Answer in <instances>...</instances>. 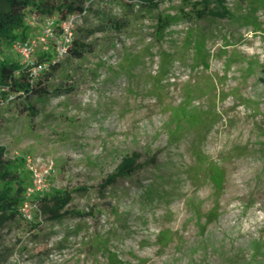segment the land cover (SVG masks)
<instances>
[{"label":"rangeland","instance_id":"1","mask_svg":"<svg viewBox=\"0 0 264 264\" xmlns=\"http://www.w3.org/2000/svg\"><path fill=\"white\" fill-rule=\"evenodd\" d=\"M84 1L74 35L95 31L90 51L0 109L13 186L30 187L28 157L53 167L4 213L0 264H264V0H225L224 19L197 17L201 0ZM33 10L29 37L61 19ZM2 60L21 56L4 41ZM134 154L135 174L104 188Z\"/></svg>","mask_w":264,"mask_h":264},{"label":"trees","instance_id":"2","mask_svg":"<svg viewBox=\"0 0 264 264\" xmlns=\"http://www.w3.org/2000/svg\"><path fill=\"white\" fill-rule=\"evenodd\" d=\"M149 7H157L155 0H140ZM190 2L191 0H187ZM194 12L197 17L203 19L207 17L224 19L231 15L226 6L225 0H201L193 4ZM35 9L36 12L33 10ZM33 10L34 13L52 15L54 12L61 14V19H65L71 15H82L86 13L84 0H73L66 3L65 6L49 5L47 2L37 0H0V43L8 42L11 47L17 42H26L30 37L27 35L26 19L28 11ZM108 26L112 29L122 30L125 26L121 21L110 19ZM95 31L78 28L75 32L71 46L66 56L74 59H82L85 54L90 51L91 45L87 40ZM54 51V50H52ZM52 53L42 54L39 62L52 60ZM57 67V62L51 64L50 69L42 73L38 77H34L30 67L26 66L22 61H0V84L8 88V93L16 96V99L23 98L29 102L33 97L44 96L48 91V85L44 84L53 73L52 70ZM27 110L34 112V109L28 105ZM5 148L0 146V224L8 220L4 216L8 207H17L24 202L23 193L27 188L13 186L11 173L5 162ZM138 169V157L133 155L126 157L117 167L115 173L111 175L104 188L111 186L120 178L132 177ZM55 207H59L60 211L64 210L71 201V196L58 195L54 197ZM58 211V212H60ZM58 218L62 214L56 215Z\"/></svg>","mask_w":264,"mask_h":264},{"label":"built area","instance_id":"3","mask_svg":"<svg viewBox=\"0 0 264 264\" xmlns=\"http://www.w3.org/2000/svg\"><path fill=\"white\" fill-rule=\"evenodd\" d=\"M82 15H71L65 19L47 17L43 29L38 36L30 37L26 42L14 44V51L21 56L22 63L30 67L34 77H38L48 71L51 64L57 62L54 58H59L68 53V49L74 38L75 21ZM52 44L54 47H51ZM38 49L41 51V55L52 53L54 55L52 60L43 62L34 60V55L38 53ZM7 92L8 88L0 84V109L4 105L14 102L16 99L15 95L7 94ZM25 162L32 180L30 187L26 190V194L28 197H31L36 192H43L47 188L45 178L50 175L51 170L53 171V167L42 173L38 166L39 159L28 157ZM24 205L28 207L27 202Z\"/></svg>","mask_w":264,"mask_h":264}]
</instances>
